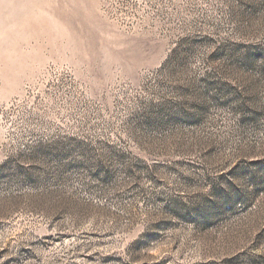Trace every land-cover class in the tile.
Here are the masks:
<instances>
[{"label": "rangeland", "instance_id": "rangeland-1", "mask_svg": "<svg viewBox=\"0 0 264 264\" xmlns=\"http://www.w3.org/2000/svg\"><path fill=\"white\" fill-rule=\"evenodd\" d=\"M0 264H264V0H0Z\"/></svg>", "mask_w": 264, "mask_h": 264}]
</instances>
